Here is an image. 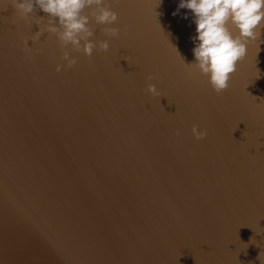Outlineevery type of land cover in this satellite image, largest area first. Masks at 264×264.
Instances as JSON below:
<instances>
[{
    "label": "water",
    "instance_id": "1",
    "mask_svg": "<svg viewBox=\"0 0 264 264\" xmlns=\"http://www.w3.org/2000/svg\"><path fill=\"white\" fill-rule=\"evenodd\" d=\"M109 2L120 36L57 72L0 0V264H264V43L217 95L180 0Z\"/></svg>",
    "mask_w": 264,
    "mask_h": 264
},
{
    "label": "clouds",
    "instance_id": "2",
    "mask_svg": "<svg viewBox=\"0 0 264 264\" xmlns=\"http://www.w3.org/2000/svg\"><path fill=\"white\" fill-rule=\"evenodd\" d=\"M11 6L24 20L33 17L37 10L46 14L47 23L43 26L36 23L39 31L30 40L35 44L46 32L56 36L62 51L60 62L56 64L57 72L65 68L64 62L68 69L78 62L71 55L69 45L71 50L83 52L89 58L97 49L108 52V40L93 39V21L102 26L101 31L109 37L116 38L121 34L119 27L112 26L118 23L119 15L112 9L109 0H11ZM181 9L190 10L182 18L189 19L191 15L196 26V35L191 37L195 44L192 49L194 63L185 64L194 66L202 76L207 77L212 90L219 95L228 89L239 62L247 56L249 45L255 43L260 51L259 44L264 43L260 39L264 31V0H180L173 16L179 15ZM28 41L24 40L23 51L30 56L32 48L28 46ZM39 51L43 54L42 49ZM153 79L154 75L147 76V80ZM145 91L152 97L161 96L152 83ZM191 131L197 140L207 138V130H201L197 125H193ZM176 135H180L179 130Z\"/></svg>",
    "mask_w": 264,
    "mask_h": 264
},
{
    "label": "snow or ice",
    "instance_id": "3",
    "mask_svg": "<svg viewBox=\"0 0 264 264\" xmlns=\"http://www.w3.org/2000/svg\"><path fill=\"white\" fill-rule=\"evenodd\" d=\"M117 2H118V0H117Z\"/></svg>",
    "mask_w": 264,
    "mask_h": 264
}]
</instances>
